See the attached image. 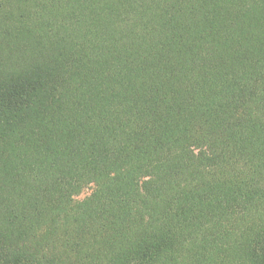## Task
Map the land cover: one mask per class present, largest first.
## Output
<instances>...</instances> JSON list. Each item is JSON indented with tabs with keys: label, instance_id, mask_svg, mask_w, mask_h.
Here are the masks:
<instances>
[{
	"label": "trees",
	"instance_id": "obj_1",
	"mask_svg": "<svg viewBox=\"0 0 264 264\" xmlns=\"http://www.w3.org/2000/svg\"><path fill=\"white\" fill-rule=\"evenodd\" d=\"M0 264H264V0H0Z\"/></svg>",
	"mask_w": 264,
	"mask_h": 264
},
{
	"label": "rangeland",
	"instance_id": "obj_2",
	"mask_svg": "<svg viewBox=\"0 0 264 264\" xmlns=\"http://www.w3.org/2000/svg\"><path fill=\"white\" fill-rule=\"evenodd\" d=\"M91 190H92V187H88L87 189H85L83 193L79 197H77V200H81L85 198L86 196H88L91 193Z\"/></svg>",
	"mask_w": 264,
	"mask_h": 264
}]
</instances>
